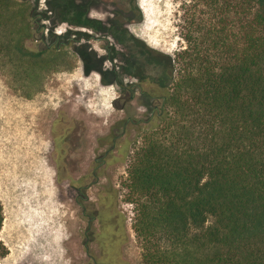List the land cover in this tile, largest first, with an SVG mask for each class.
<instances>
[{"label": "trees", "instance_id": "1", "mask_svg": "<svg viewBox=\"0 0 264 264\" xmlns=\"http://www.w3.org/2000/svg\"><path fill=\"white\" fill-rule=\"evenodd\" d=\"M71 2L45 4L56 23L103 27ZM28 15L24 1L0 0L3 48L37 74L66 57L25 46ZM178 26L185 46L151 55L170 76L160 111L142 123L148 133L121 184L98 194L97 262L125 264V203L142 264H264V0H182ZM76 52L84 73L102 71L93 50Z\"/></svg>", "mask_w": 264, "mask_h": 264}, {"label": "rangeland", "instance_id": "2", "mask_svg": "<svg viewBox=\"0 0 264 264\" xmlns=\"http://www.w3.org/2000/svg\"><path fill=\"white\" fill-rule=\"evenodd\" d=\"M16 1L28 6L33 36L25 46L39 49L38 38H49L53 32L63 43L60 50L67 59L36 74L19 65L4 50V38H0V240L7 249L0 264H105L100 259L97 262L98 222L91 218L98 207V194L108 183L121 184L148 130L142 123L127 124L124 135L108 148L125 119L148 117L153 105L160 104L158 96L169 87L168 72L151 55L173 57L185 46L178 26L182 0H135L136 14L123 9L91 10L88 16L103 22H113L117 12L127 18L122 29L103 25L96 31L56 23L46 0ZM123 29L147 54L120 43L125 38ZM67 38L75 41L66 44ZM107 42L110 59L104 50ZM81 47L102 57L99 66L106 72L107 84L101 83L97 70L84 73L76 52ZM113 68L116 77L110 74ZM136 74L146 80L137 79ZM138 81L151 97L135 90L130 99L128 87ZM106 150L104 163L93 173L96 158ZM122 208L129 216V237L120 246L122 258L125 264H142L130 206L123 203ZM89 227L96 235L91 240L90 234L86 236Z\"/></svg>", "mask_w": 264, "mask_h": 264}, {"label": "flooded vegetation", "instance_id": "3", "mask_svg": "<svg viewBox=\"0 0 264 264\" xmlns=\"http://www.w3.org/2000/svg\"><path fill=\"white\" fill-rule=\"evenodd\" d=\"M75 3L71 2L73 5H76L79 10H82L87 16H88V12L91 10H111V11H118V10H125V11H129V12H133V13H137L135 10V6H136V2L135 0H74ZM36 2H35V7L36 8ZM116 18H114L115 22H110L111 20L109 19H105L106 22H103L101 20L98 19H91L92 21H97L99 22V25H107L109 27L113 26V25H117L120 29H122L121 27L124 26L126 24L127 18H125L124 15L120 14V13H116ZM89 17V16H88ZM35 22H37V20H35ZM88 23H85V25H87ZM89 25V24H88ZM123 31H125L123 29ZM49 38H44L43 35H41V38H38V40L42 43V46L39 47V49H43L46 48L47 50H50L53 47L56 46V48L59 49V47L63 44L58 38L52 35L48 36ZM82 38H78V40H80ZM89 39H94V40H100V38H89ZM77 40V39H76ZM70 41H75L74 38H67L66 44L69 43ZM123 46H127L128 44H132L133 46H135L136 48H140L142 50H144V52L146 53L144 47L142 45H140L134 38H123V40L120 42ZM104 50L106 52V59H110V55H111V48L108 46V42L107 44L104 45ZM137 50V49H135ZM136 52V51H135ZM147 54V53H146ZM100 58H102L101 56H98ZM140 66V65H139ZM124 71V67L122 68ZM106 72H99L100 74V79L101 77H103L105 75ZM108 74V73H107ZM110 74H113L115 77L117 76V72L115 71V68H113L110 72ZM140 74V68H139V73ZM138 74H136V78L140 79V80H146L145 77L139 76ZM117 85H119L118 83H116ZM120 87H122L120 85ZM129 90L131 92L130 94V99H132L135 95V90H138V93L140 95H145L147 97H151V95L146 92L145 90L142 89L141 86V82H134L132 84L129 85ZM158 98H160V104H156L153 105L152 109L150 110V113L148 115V117H146L145 119H138V120H133L130 117H127L125 119V122L122 125V129L120 131V133L116 134L113 138H112V145H110V147L108 149H111L114 145H115V140L117 138H120L121 136L124 135L125 131H126V126L127 124H139V123H145V121L149 120L151 117H153L155 114L159 113L160 108L162 106V103L164 101V96L160 95L158 96ZM120 109L124 108L125 106V102H123L120 105ZM78 135V133H76ZM107 153V150L99 157L96 158V161H98L97 165L94 167L93 169V173L100 168V165L104 163V158L103 156H105ZM79 190L81 189V186H79L78 188Z\"/></svg>", "mask_w": 264, "mask_h": 264}, {"label": "bare ground", "instance_id": "4", "mask_svg": "<svg viewBox=\"0 0 264 264\" xmlns=\"http://www.w3.org/2000/svg\"><path fill=\"white\" fill-rule=\"evenodd\" d=\"M143 4V3H142ZM142 6V5H141ZM144 6V5H143ZM142 8V7H141ZM143 10V9H142ZM58 230V229H57ZM56 232V231H55ZM53 235H55V234H53ZM58 236V235H57ZM54 237H56V236H54ZM59 239V238H58ZM57 239V240H58ZM44 260V259H43ZM43 263H45V262H43ZM40 264V263H39ZM45 264H49V263H45Z\"/></svg>", "mask_w": 264, "mask_h": 264}, {"label": "water", "instance_id": "5", "mask_svg": "<svg viewBox=\"0 0 264 264\" xmlns=\"http://www.w3.org/2000/svg\"><path fill=\"white\" fill-rule=\"evenodd\" d=\"M84 245H85V247H86V243H85Z\"/></svg>", "mask_w": 264, "mask_h": 264}]
</instances>
